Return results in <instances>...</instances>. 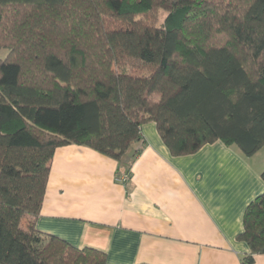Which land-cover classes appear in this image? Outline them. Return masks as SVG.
Instances as JSON below:
<instances>
[{
  "label": "trees",
  "instance_id": "trees-1",
  "mask_svg": "<svg viewBox=\"0 0 264 264\" xmlns=\"http://www.w3.org/2000/svg\"><path fill=\"white\" fill-rule=\"evenodd\" d=\"M0 49V264H110L35 227L58 147L126 181L147 122L173 156L264 146V0H0ZM237 239L264 254V192Z\"/></svg>",
  "mask_w": 264,
  "mask_h": 264
},
{
  "label": "crops",
  "instance_id": "crops-1",
  "mask_svg": "<svg viewBox=\"0 0 264 264\" xmlns=\"http://www.w3.org/2000/svg\"><path fill=\"white\" fill-rule=\"evenodd\" d=\"M141 137L126 181L116 179L122 168L108 155L56 148L35 227L101 250L110 264H238L248 252L237 239L243 212L264 192V146L245 156L217 140L173 156L153 122ZM254 264H264V254Z\"/></svg>",
  "mask_w": 264,
  "mask_h": 264
},
{
  "label": "rangeland",
  "instance_id": "rangeland-1",
  "mask_svg": "<svg viewBox=\"0 0 264 264\" xmlns=\"http://www.w3.org/2000/svg\"><path fill=\"white\" fill-rule=\"evenodd\" d=\"M164 16H165V12L159 10L157 24H160L163 21ZM5 51H7V50L6 49H0V58H3L5 56ZM263 153H264V150H262L260 155H262Z\"/></svg>",
  "mask_w": 264,
  "mask_h": 264
},
{
  "label": "built area",
  "instance_id": "built-area-1",
  "mask_svg": "<svg viewBox=\"0 0 264 264\" xmlns=\"http://www.w3.org/2000/svg\"><path fill=\"white\" fill-rule=\"evenodd\" d=\"M118 181H123L124 179H126V176L124 175H120L118 178H116Z\"/></svg>",
  "mask_w": 264,
  "mask_h": 264
}]
</instances>
